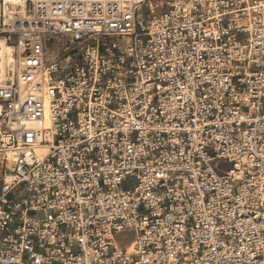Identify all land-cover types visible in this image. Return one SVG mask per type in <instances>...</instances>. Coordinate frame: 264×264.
Here are the masks:
<instances>
[{"label": "built area", "instance_id": "2783aa9c", "mask_svg": "<svg viewBox=\"0 0 264 264\" xmlns=\"http://www.w3.org/2000/svg\"><path fill=\"white\" fill-rule=\"evenodd\" d=\"M0 264H264V0H0Z\"/></svg>", "mask_w": 264, "mask_h": 264}, {"label": "rangeland", "instance_id": "374dc122", "mask_svg": "<svg viewBox=\"0 0 264 264\" xmlns=\"http://www.w3.org/2000/svg\"><path fill=\"white\" fill-rule=\"evenodd\" d=\"M145 1H147V0H145ZM148 1H154V0H148ZM157 1V0H156ZM159 1V0H158ZM162 1H164V0H161V2ZM144 6H142V8H143ZM165 8V5L164 4H160L159 6H158V11H162L163 9ZM131 183V180L129 179L125 184L127 185V184H130ZM131 236V234L130 233H126V240L128 239V237H130ZM125 240V241H126ZM124 244V243H123ZM122 244V245H123Z\"/></svg>", "mask_w": 264, "mask_h": 264}, {"label": "bare ground", "instance_id": "6f19581e", "mask_svg": "<svg viewBox=\"0 0 264 264\" xmlns=\"http://www.w3.org/2000/svg\"><path fill=\"white\" fill-rule=\"evenodd\" d=\"M5 51H9V48L7 47V48H5ZM43 150L40 148V147H37L36 148V152L38 153V154H40V152H42Z\"/></svg>", "mask_w": 264, "mask_h": 264}]
</instances>
